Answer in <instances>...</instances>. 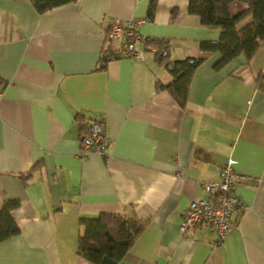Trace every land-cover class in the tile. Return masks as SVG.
Returning a JSON list of instances; mask_svg holds the SVG:
<instances>
[{"label": "crops", "instance_id": "obj_1", "mask_svg": "<svg viewBox=\"0 0 264 264\" xmlns=\"http://www.w3.org/2000/svg\"><path fill=\"white\" fill-rule=\"evenodd\" d=\"M76 0L39 11L0 0V207L18 233L0 241V264H93L76 252L79 218L101 212L144 221L118 264H264V42L220 68L219 29L187 12L188 0ZM243 7L229 5L234 14ZM145 19L138 57H117V21ZM246 20L239 22L238 27ZM169 59L203 57L181 108L165 89ZM103 125L104 155L81 154L84 124ZM229 163L245 207L218 241L206 225L181 233L191 201ZM22 175H27L25 182ZM240 177H251L250 180Z\"/></svg>", "mask_w": 264, "mask_h": 264}, {"label": "trees", "instance_id": "obj_2", "mask_svg": "<svg viewBox=\"0 0 264 264\" xmlns=\"http://www.w3.org/2000/svg\"><path fill=\"white\" fill-rule=\"evenodd\" d=\"M30 1L43 11L76 0ZM234 1L243 4V7L233 14L229 5ZM154 3L155 0H150V13ZM187 12L197 15L203 24L219 29L216 41L200 42L202 50L219 53L215 68L222 67L239 54H243L248 61L259 44L264 42V0H188ZM242 20L246 23L238 27ZM145 42L150 43L147 39ZM151 43L155 45V59L172 76L170 83H158L157 87L167 90L183 108L193 73L203 57L169 59L167 42L151 40ZM257 85L264 89V80L257 79ZM27 177L21 176L23 182ZM16 205L17 201L8 200L0 207V241L18 233L19 227L11 214ZM79 224L81 231L77 239V254L93 264H118L142 232L145 222L119 213L101 212L92 217L81 216Z\"/></svg>", "mask_w": 264, "mask_h": 264}, {"label": "built area", "instance_id": "obj_3", "mask_svg": "<svg viewBox=\"0 0 264 264\" xmlns=\"http://www.w3.org/2000/svg\"><path fill=\"white\" fill-rule=\"evenodd\" d=\"M144 21L145 19H129L117 21L110 26L106 33L109 40L124 38L122 47L115 53L117 57L132 58L141 54L135 44L145 42L146 38L138 31L139 24ZM80 142L82 155H87L90 152L104 155V148L108 143L103 125L95 119H89L85 131L80 137ZM241 178L250 180L251 177ZM238 179L239 175L234 172L231 165L225 163L220 169L218 181L203 184L209 198L191 201L182 213L180 232L185 233L197 225L204 224L215 233L218 241H221L233 225L231 216L239 213L245 207L235 191Z\"/></svg>", "mask_w": 264, "mask_h": 264}]
</instances>
